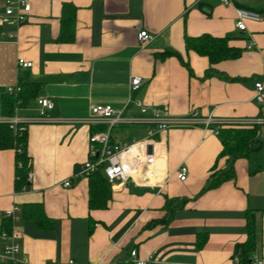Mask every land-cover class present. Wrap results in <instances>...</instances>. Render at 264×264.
<instances>
[{"label": "crops", "instance_id": "crops-1", "mask_svg": "<svg viewBox=\"0 0 264 264\" xmlns=\"http://www.w3.org/2000/svg\"><path fill=\"white\" fill-rule=\"evenodd\" d=\"M26 1V22L0 25V121L13 115L25 122L32 173L16 188L15 151L0 149V231L17 234L13 264H123L132 249L153 264H227L246 239L247 209L255 238L249 261L264 260V105L253 97V81L264 83V0ZM64 3L76 9L72 29L63 32ZM238 7L259 12L261 20L239 31ZM140 30L152 35L144 46L137 43ZM202 34L226 37L239 56L210 64L187 51L184 38ZM20 58L32 66L18 67ZM132 75L142 77L135 99L165 108L175 119L196 112L199 120L156 133L153 165L126 182L107 180L106 207L90 208L81 165L88 159L89 135L106 126L88 123L89 107L109 105L125 118L137 116L128 102ZM16 85L22 87L18 98L7 93ZM39 97L52 102L51 120L37 119ZM225 125L256 126L261 146L235 161L233 180L200 192L212 170L225 169L217 136ZM144 135V127L124 123L110 131L120 143ZM180 167L186 168L183 181L177 178ZM166 199L186 203L168 222L148 226L163 219ZM13 206L14 216L3 217ZM34 213H40L41 225Z\"/></svg>", "mask_w": 264, "mask_h": 264}, {"label": "built area", "instance_id": "built-area-1", "mask_svg": "<svg viewBox=\"0 0 264 264\" xmlns=\"http://www.w3.org/2000/svg\"><path fill=\"white\" fill-rule=\"evenodd\" d=\"M224 4L228 0H222ZM30 13V5L26 0H5L4 9L0 14V25L8 28L15 27L27 21ZM261 15L259 12L238 7L236 8L235 27L239 31L246 29L247 22H259ZM12 37V34H9ZM137 43L139 46H144L151 39L152 35L146 30H140L137 33ZM251 45L247 46L250 49ZM18 67H31L30 61L24 59L17 60ZM142 84V77L139 75H132L129 78V97L128 102L137 109V116L125 118L122 112L116 113L109 105H91L89 107L88 123L90 125L104 124L106 130L94 132L88 137V159L81 165V169L86 174L102 170L107 180L112 183L116 180L126 182L128 179L137 174L141 167L153 165L156 159V142L154 136L156 133L166 131L171 126H192L199 120L196 112L190 113L183 118L175 119L170 115L167 109L158 108L155 106H146L141 101L133 97ZM254 94L253 97L256 102L264 105V83L260 81H253ZM20 91L18 85L7 87V93L10 95L16 94ZM39 107L38 120H51L47 115V111L52 108V102L46 97H39L37 99ZM261 118H258L254 123H260ZM0 122L6 123L14 131L22 129L20 124L25 123L20 121L15 116L2 119ZM120 123L140 126L145 128V135L141 139L132 140L129 143L113 142L110 136V131L113 127ZM209 120L205 121L208 125ZM20 153V149L15 150ZM186 168L180 167L177 173V178L180 181L185 179ZM32 173L27 171L25 181L31 180ZM65 186L69 185L68 181L64 182ZM18 207L13 206L3 212V217L12 218ZM0 237L4 240L0 243V263L13 264L18 261L17 255L19 253V245L13 240L17 237L16 233H8L4 230L0 231ZM154 255L151 254V256ZM153 258H139L134 249L130 251L128 264H153ZM67 264H81L69 260ZM227 264H244L241 263L237 256H233ZM245 264H264V260L254 257Z\"/></svg>", "mask_w": 264, "mask_h": 264}, {"label": "trees", "instance_id": "trees-1", "mask_svg": "<svg viewBox=\"0 0 264 264\" xmlns=\"http://www.w3.org/2000/svg\"><path fill=\"white\" fill-rule=\"evenodd\" d=\"M75 6L64 3L62 6V26L63 32L71 30L73 26ZM185 48L187 51H193L200 56L207 58L210 64L219 61L236 58L240 51L228 45L226 37H214L208 34H202L196 37L186 36L184 38ZM20 86V85H19ZM22 87L16 93L15 97H20ZM12 96V95H10ZM16 98V99H17ZM11 107L6 108L5 115H9ZM22 129L13 130L6 123L0 122V149H20V153L14 154L15 158V186L21 188L26 184L25 178L28 170V155L25 150V126L20 124ZM217 136L220 139L222 149L219 156L225 159L224 170H212L209 174L205 186L200 192L218 187L222 182L233 180L235 178L234 164L238 158L246 157L250 153L260 148V141L256 133V126H240V125H225L217 130ZM89 186L88 204L90 208H105L109 198V188L107 179L100 170L87 174ZM186 203V199H166L163 205L165 211L164 217L161 220L153 221L148 226H154L157 223H166L172 217L173 211L181 208ZM36 219L38 225L42 224L40 213L31 214ZM45 219L43 220V222ZM245 228L246 239L242 243H238L234 248V255L237 256L241 263H248L250 254L255 247L254 238V220L251 209L245 211ZM4 231L8 232L7 229ZM203 240L197 235V246H201ZM7 264V263H0ZM123 264H128L123 263Z\"/></svg>", "mask_w": 264, "mask_h": 264}]
</instances>
